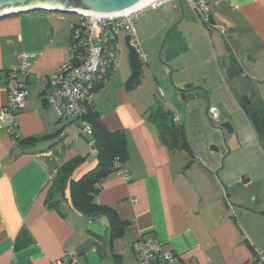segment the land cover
I'll use <instances>...</instances> for the list:
<instances>
[{
	"label": "crops",
	"instance_id": "0c3cea01",
	"mask_svg": "<svg viewBox=\"0 0 264 264\" xmlns=\"http://www.w3.org/2000/svg\"><path fill=\"white\" fill-rule=\"evenodd\" d=\"M205 1L209 24L202 25L189 10L175 27H180L183 46L199 35L204 45L209 41L212 56L220 58L221 67L217 68L215 59L212 75L227 76L237 91L235 108L251 125L248 128L245 123L241 137L233 135L236 130L231 122L226 123L229 136L225 142L228 147L230 143L238 149L248 147L242 161L251 163L239 171H228L224 164L221 168L220 158L224 161L234 154L232 149L227 153L223 144L201 155L162 144L152 121L155 107L171 111L184 130L187 113L184 117L181 111L168 108L160 88V99L153 92L142 93L143 75L137 85L128 86V50L129 72L123 77L115 70L93 101L105 128L124 132L127 142L122 166L129 178L111 171L94 196L95 203L111 207L126 222L122 235L114 237L108 216L77 210L68 189L55 196V206L46 202L47 191L65 162L82 159L70 174L73 181L98 162L92 137L79 135L70 119L59 120L45 100V77L66 58L72 20L66 24L62 17L45 11L0 19V106L7 99L6 73L17 55H31L32 64L27 102L16 117L18 137L11 138L6 124L0 122V264H51L58 259L66 264H137L131 246L141 237L173 251L187 264H260L256 256L264 253V158L257 147L259 142L264 145L246 111H264V0ZM179 18L177 6L172 20ZM170 59L175 61V71L183 67L176 61L185 65L181 54ZM180 82L168 90L172 98L179 97L177 88L185 81ZM189 84L194 85L193 93L202 86L194 81ZM218 101L215 106L223 114L228 112Z\"/></svg>",
	"mask_w": 264,
	"mask_h": 264
},
{
	"label": "built area",
	"instance_id": "2783aa9c",
	"mask_svg": "<svg viewBox=\"0 0 264 264\" xmlns=\"http://www.w3.org/2000/svg\"><path fill=\"white\" fill-rule=\"evenodd\" d=\"M154 2L138 6L117 15L79 13L70 21L69 43L66 58L56 72L45 77L48 89L45 100L54 109L59 120L68 118L77 125L79 135L92 137L91 124L86 119L93 107L96 93L108 82L119 64L122 42L133 50L139 61L146 60L135 34L134 21ZM160 1V0H159ZM189 7L203 25L210 22V10L205 0H186ZM32 70L31 55L20 53L16 63L6 73V102L0 106V122L6 124L13 139L18 137L17 114L26 104L27 78ZM174 121L178 118L174 116ZM92 142V140H91ZM115 170L129 178L119 159L114 161ZM137 264H187L173 251H164L141 237L132 244ZM257 262L264 264V253H257ZM51 264H66L62 259Z\"/></svg>",
	"mask_w": 264,
	"mask_h": 264
},
{
	"label": "rangeland",
	"instance_id": "374dc122",
	"mask_svg": "<svg viewBox=\"0 0 264 264\" xmlns=\"http://www.w3.org/2000/svg\"><path fill=\"white\" fill-rule=\"evenodd\" d=\"M181 3L183 6L184 18V12L188 14L191 8L188 7L186 0H181ZM155 4H157L156 8L152 6L146 7L134 21V27L137 32L136 34L141 51L146 57V62L142 64L141 69V75L144 76L145 80V83L141 87L142 93L149 95V93L153 92L155 96L160 99V94L158 92V88H160L163 95H166V105L168 108L170 107L172 111L175 109L181 111L179 113L184 117H186L185 114L187 113L188 119H186L185 122H187V120L188 122L185 126V135L190 145L187 149L188 151L201 155L206 152H212L211 147L213 145L218 147L219 144H223L227 149V153L229 149H232L234 154L230 158H224V161L223 157L220 158L219 164L221 168L224 164L225 169L228 171L248 169V164L251 162L242 161L243 154L248 153V147L242 146L238 149L239 147H234L231 143L228 147L225 138H227L229 134L226 130L221 131V129L217 128L224 122H231L236 130L233 135H240L242 137V135H245L246 131L245 123L247 125V119L245 116L243 118L241 115L243 112H239L235 108L234 101L237 98V91L233 88L232 83L228 80L226 75L224 77L212 75L216 66L215 59L219 61L217 68L221 67L220 58L216 54H214V57L212 56L209 41L204 45V38L199 35H195L191 44L185 42L187 45L183 46L184 41L179 39L178 31L180 27L177 26L171 29L180 19L179 18L177 21L172 20L178 6V4L176 6L174 0H157ZM50 13L65 19L66 24H68L69 20H75L77 18L75 13ZM192 17L194 16L192 15ZM140 33H142L143 37L147 35L146 41ZM175 47L176 51L174 52ZM128 50V45L122 42V52L119 56V64L116 71L118 70L123 77L129 72L127 60ZM180 54L182 55L185 65H183L182 62L176 61L178 62L177 64H181L183 67H177V70H173L170 74L164 68L175 63L174 60L170 59L171 56H180ZM178 77H180V79H178ZM207 77H209V79L206 81L205 79ZM180 81L185 82L179 86L192 83V81L201 84L202 86L196 91L201 92L199 96L194 99L191 98L188 102H183L178 96L172 98L168 95V90H172L171 88L176 89V84L182 83ZM219 98L226 105L228 112H225V114H223V110H221L220 107H217L219 105ZM214 103H216L217 106H215ZM207 105L212 106L210 108H213L215 111L210 112L209 108V111L206 113L208 110ZM221 111L222 114H219ZM248 123L249 126H251L250 121H248ZM257 149L259 152L262 151L261 157L264 158V148L260 142ZM252 150L256 155L260 154L255 151L254 146H252ZM225 152L226 151H224V153ZM255 167H257V165H255ZM262 170L264 171V165L262 166ZM219 176L223 179L222 175Z\"/></svg>",
	"mask_w": 264,
	"mask_h": 264
},
{
	"label": "trees",
	"instance_id": "16d2710c",
	"mask_svg": "<svg viewBox=\"0 0 264 264\" xmlns=\"http://www.w3.org/2000/svg\"><path fill=\"white\" fill-rule=\"evenodd\" d=\"M129 60L131 76L128 86L133 87L140 82L142 63L136 53L129 49ZM251 120L255 133L263 140L264 145V111H246ZM86 119L92 127V146L97 151V165L93 170L86 173L77 181L70 180V174L74 167L82 161L81 158L65 162L58 170L54 181L47 191L46 202L49 206H55L56 195H62L68 189L73 206L84 214L102 213L109 219L111 236H121L126 222L120 220L116 212L108 206L99 205L94 202V196L100 188V181L108 173L115 170L114 161L119 159L121 163L127 159L126 136L122 131H108L100 121L94 108L87 113ZM152 121L159 129V140L170 149H188L189 144L185 135L184 127L174 121L171 111L164 109L161 105L155 107Z\"/></svg>",
	"mask_w": 264,
	"mask_h": 264
},
{
	"label": "water",
	"instance_id": "95a60500",
	"mask_svg": "<svg viewBox=\"0 0 264 264\" xmlns=\"http://www.w3.org/2000/svg\"><path fill=\"white\" fill-rule=\"evenodd\" d=\"M144 0H0V19L16 14L29 13L34 11L45 12H60V13H95L100 15H117L127 10L136 8ZM180 11V19L171 27L173 29L181 21H183V6L181 0H177ZM170 29V30H171ZM169 32V31H168ZM163 45V44H162ZM170 74L176 69V64L166 66L164 68ZM193 84H185L180 91L179 98L183 102H188V99L196 97L198 92ZM208 109L210 108L209 105ZM212 108H210V112ZM229 122H224L218 126L221 131L226 130V125ZM228 132V131H226Z\"/></svg>",
	"mask_w": 264,
	"mask_h": 264
},
{
	"label": "bare ground",
	"instance_id": "6f19581e",
	"mask_svg": "<svg viewBox=\"0 0 264 264\" xmlns=\"http://www.w3.org/2000/svg\"><path fill=\"white\" fill-rule=\"evenodd\" d=\"M155 0H144L143 2H141L138 6L144 5V4H148L150 2H154ZM136 6V7H138Z\"/></svg>",
	"mask_w": 264,
	"mask_h": 264
}]
</instances>
